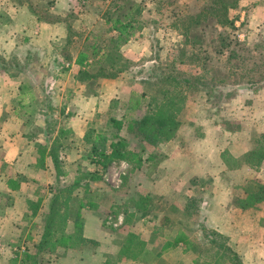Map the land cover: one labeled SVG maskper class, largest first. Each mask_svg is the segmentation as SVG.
<instances>
[{
    "label": "rangeland",
    "instance_id": "374dc122",
    "mask_svg": "<svg viewBox=\"0 0 264 264\" xmlns=\"http://www.w3.org/2000/svg\"><path fill=\"white\" fill-rule=\"evenodd\" d=\"M234 1L236 6L228 10L234 26L226 27V30L229 38L240 44L235 47L240 59L234 58L226 63L228 50L218 56L211 46H205L203 50L209 54L211 69H207V75H204L202 67L206 63L198 59L202 54L186 55L183 62L179 61L181 50L186 46L182 43L177 18L206 11L217 6V0H69L70 7L66 12H58L54 0H0V22L12 21L14 12L21 5H29L40 19L61 21L67 41L66 44L58 40L54 44L40 43L31 45V48L10 47L6 51L0 48V88L11 96L7 98L9 104L0 109V122L15 110L18 131L26 137V141L20 144V150L25 154L20 153L12 163L5 162L0 155V264H147L148 261L155 262L154 257L160 264H192L204 255L209 260L211 254L205 251L203 234L204 230L214 229L208 227L204 217L210 211L206 202H209V193L214 186L222 187L227 193L230 212L235 213H232L231 227L236 233L231 242L242 240L247 231V234H253L252 242L259 241L264 247V200L257 208L242 211L244 217L236 215L240 208L235 202L237 197L244 196L248 182L253 191H256L257 184L264 186V155L261 159L255 156L251 160L253 163L243 158L254 147L256 136L264 134V16L251 11L255 2L264 8V1ZM132 4L137 5L132 11L135 28L127 41L117 45L114 42L116 33L110 28L111 19L125 14ZM215 18L207 17L201 22L212 23ZM215 27L216 32L222 29L219 25L203 27L205 44L218 36ZM22 36L29 37L27 32ZM92 43L97 50L92 54L96 58L93 67L90 66V73H97L99 66L106 67L102 60L97 61V57L101 52H108L115 58L111 71L120 68L117 75L134 88L128 102L119 111L114 102L108 114H97L87 124L86 131H101L108 137L116 134L126 142L130 159L115 160L106 167L90 162L88 139L73 140L79 152L77 155L67 153L72 132L65 122L66 113H60L59 107L53 106L62 99L56 85H71L70 73L75 72V69L68 72V62L59 65L55 53L66 56L80 49L92 52ZM230 48H234L232 44L227 49ZM194 50L197 49L186 48L187 52ZM216 70L228 75L226 84L216 86L204 79V76L211 77ZM169 73L201 78L213 92L206 94L201 85L189 90L186 99L177 105L179 126L175 135L148 145L141 141L132 125L138 117L152 110L148 106L149 98L161 87L160 77ZM87 84L86 90L93 89L90 80ZM221 92L223 95L217 97ZM137 100L139 104L133 106ZM124 109V125L116 130L111 119L122 114ZM41 133L57 134V141L53 144L57 154L56 176L54 178L52 173L42 176L47 182L35 180L39 171L43 173L45 156L42 151L45 150L34 139L30 141V137ZM199 139L201 146H194L195 140ZM197 149L202 151L198 158L203 159L199 175L180 181L183 172L176 169L175 164H169L166 157L176 152L190 161ZM150 154L153 157L148 159ZM210 159L216 162L211 163ZM255 162L260 164L254 165ZM6 180L22 182L23 186L13 187L11 192L4 187ZM55 185L63 188L56 207L60 214L68 217L67 220L74 217L75 210H79L85 220L91 214L98 218V225L106 231L109 240L107 248L102 251L105 254L103 261L96 240L83 243V247H69L62 242L53 252L48 251V247L36 251L34 246L45 226ZM39 196L42 202L37 214L29 218V202L32 201H26H35ZM89 201L93 202L91 206ZM211 213L216 214L212 210ZM165 217L170 221L165 222ZM54 221L59 231L68 233L73 229L63 218ZM224 222L228 226V220ZM178 228L187 231L192 248L187 252L181 248H169L162 253H167L166 257H159L168 236ZM128 234L137 235L144 242L143 247L148 253L141 261L129 259L130 250L121 253L130 239ZM225 237L231 245L229 237ZM57 257L60 260L53 262ZM263 259L261 257L256 264H261ZM221 264L236 263L224 258Z\"/></svg>",
    "mask_w": 264,
    "mask_h": 264
},
{
    "label": "trees",
    "instance_id": "16d2710c",
    "mask_svg": "<svg viewBox=\"0 0 264 264\" xmlns=\"http://www.w3.org/2000/svg\"><path fill=\"white\" fill-rule=\"evenodd\" d=\"M217 1V6H213L206 11H202L196 14H185L177 18L178 22H180V34L183 37L182 43L186 46V48L190 47L192 50L195 48L197 49L192 52H187L186 48H182L179 61L183 62L186 58V55H193V53H195L196 55L202 54L203 56L198 57V59L201 60L202 63H206V66L202 67V72L204 73V75H207V69H211L209 68L208 64L210 60L209 54L207 51L203 50L205 46H211L218 54V56H220L221 54L223 55V53H225L224 50H228L229 52L225 57L226 63H230L234 58L240 59L235 48L240 44L237 40H232L231 38H229L226 30V27L233 28L234 26L233 21L228 16V10L230 8H234L236 6V2L234 0H232L230 3L229 0ZM136 7V4H132L131 9L128 10L125 14H122L121 16H114L111 19L112 22L110 28L116 33L114 42L117 45L124 43L128 40V37L132 35V30L135 28V18L132 14V11L136 10ZM212 16H216L215 22H201L207 17ZM208 25L211 27L219 25V27L222 29L216 32L217 30L215 27L214 32L216 34L218 33V36L212 37L210 42L208 44H205L203 42L205 35L203 27L205 29ZM231 44L234 48L227 49ZM91 48L92 55L96 52L97 49L95 45H93ZM95 58V55L90 58L85 52H79L77 58L75 59V62L79 66L83 67V70L80 71L79 74L81 79L85 80L96 77L111 78L115 77L117 73L120 72V68L115 70L114 72L111 71L115 66V58L113 56H110L108 52H101V54L97 57V61H99V59L102 60L106 64V67L108 65V69H106V67L103 68V66H99L98 72L91 74L90 72H88L87 67L90 66V63H93V60L95 61ZM235 74L237 75L238 73ZM228 78V75L221 74L220 70H216L211 77L207 76L205 78L204 76V79L206 81L208 79L211 84L216 86L226 84ZM160 82L164 85L162 86L161 84V87L156 89L155 93L152 94V96L149 98L150 103L148 106L151 107L152 110L138 117L132 125L133 130L137 132L139 138H141V141L146 142L148 145H152L154 142H158L161 140H168L175 135L176 130L179 126L177 105L179 104V102L186 99V95L189 90L196 88V85H201L206 94H212L213 92L212 88H209L205 82H202L201 78L195 76H186L183 73H179V75L169 73L167 75L161 76ZM243 83H247V81H244ZM158 95H161L162 98H160ZM221 95H223L222 92L219 93L217 97ZM138 104L139 100L134 102L133 106H136ZM111 121L116 130L121 129L124 125V121L122 120L111 119ZM84 139H88V142L90 143L89 159L90 162L95 165L106 167L112 161L130 159V152L125 148V140L122 137L117 136L116 134L108 137L101 131L88 129L85 133ZM255 141L256 143L254 147L248 150L245 154L243 153L244 155L242 154L245 161L249 163H253L251 162V160L255 156H258L261 159V157L264 155V146L262 145V143L264 144V134L257 135ZM151 155L152 154L148 156V159L153 157V155ZM50 157L53 161L54 167H57V154L54 147L51 148ZM230 157L233 159L235 158L233 156ZM235 159H237V157ZM259 164L260 163L258 162L254 163V165ZM248 186L249 187H246V189L244 187V196H240L235 199L236 206H238V208H240V210H242L243 212H247L250 209L257 208L259 203L264 200L263 184H257L256 191L251 190L250 182H248ZM65 189L67 190V188ZM62 190L63 188H61L60 186H54L53 192L55 194H52L51 200L49 201L50 209L48 211L46 223L41 232L40 239L35 246L36 251H42L43 249H46L48 247V251L53 252L55 251L56 247L62 242L66 243V245H68L69 247H83V243H90L93 240L85 237V235L83 234L84 219L78 212L79 210H75L74 217L69 220H67L68 217L66 215L64 216V214H60V211H58V206L56 207V205H59V199H61L59 198V195L62 194ZM41 202L42 198L40 196L35 201L29 202L31 216L36 214ZM92 203L93 202L89 201L88 205L91 206ZM56 218H63L66 224H71L73 226L72 231H69L67 233L63 232L62 230L59 231L58 229H56L54 225V220ZM164 220L165 222H167L170 221V218L168 219L167 217H165ZM128 235H130V239H128V242L125 245L124 249H121V253L123 254L126 253L127 250H130L131 256H126L132 261H141L140 259L144 258V256H146L148 253V251L144 248V242L139 240L137 235ZM203 238L206 243L205 251L208 253L210 252L211 256L209 260L207 259L206 255L200 256L197 260L192 262V264H221L224 258L233 259L236 264H241V261L239 260L235 250L230 245H228L225 235L215 230H204ZM222 239L223 241H221ZM179 243H182L186 249H189L191 247V240L182 228H178L172 236H168L166 242L163 244L161 250L159 251V257L164 251L168 250L169 248H174ZM152 260L155 262L148 261L146 263L160 264V262L156 261V257H154ZM219 261H221V263Z\"/></svg>",
    "mask_w": 264,
    "mask_h": 264
},
{
    "label": "crops",
    "instance_id": "0c3cea01",
    "mask_svg": "<svg viewBox=\"0 0 264 264\" xmlns=\"http://www.w3.org/2000/svg\"><path fill=\"white\" fill-rule=\"evenodd\" d=\"M264 1V0H263ZM69 0H54V6L56 7L58 12H66L68 10V7H70ZM257 2H255V5L251 7V11L256 12L258 15L263 14L264 16V8L261 7V5H256ZM261 4V2L259 3ZM29 5H21L17 12H14V17H12V21L8 22H0V48L4 49L5 51L9 49L10 47H28L31 48V45H37L40 43H56L58 40L59 42L62 41L64 44L67 43L65 40V36L63 34L65 28L62 26L61 21H51L46 22L42 19H40L38 16L34 15V11H31L29 8ZM251 20V19H250ZM255 22V20H251ZM257 22V21H256ZM27 32V35L29 37L22 36ZM31 32V33H30ZM58 32V33H57ZM115 33V31H113ZM22 33V34H20ZM34 33L36 35H34ZM95 45V43H92L90 46V49L92 50V46ZM96 47V45H95ZM75 54H67L62 55L60 52L55 53V57L59 59L58 64L61 65L64 62L69 63V71L75 69V72L70 73L72 84L71 85H65L62 86L60 83H58L56 86L58 88V94L60 95L59 103H54V107H59L58 110L60 113H66L65 122L68 124L67 127H69L70 132H72V138H70L71 142L68 145L66 149H68V154H74L77 155L79 152V149L74 144L73 140L78 142L79 140H83L85 133H86V127L90 119L97 114H108V111H110V107H112V103L116 104L117 111L120 110L121 107H124L126 103L129 100L130 94L134 90L132 86H129L128 84L124 83V79L121 76H115L111 78L106 77H96L91 79H81L79 74L80 71L83 70L82 66H79L76 64L75 59L77 58L79 52H85L88 57L92 58L91 52L80 49L76 50ZM63 59H66L65 61H62ZM93 64L90 63V66L93 67ZM90 66L87 67L88 72H90ZM56 77V76H55ZM90 80V85L92 83V88L90 91L86 90L87 87V81ZM92 81V82H91ZM61 85V86H60ZM6 86V85H3ZM7 87V86H6ZM0 88V109L9 104V100L7 98H10V95L6 94V91L1 90ZM137 88L135 87V90ZM5 92V93H4ZM62 103H64L62 105ZM62 105V106H60ZM14 112H16L14 110ZM13 112V113H14ZM11 113L2 121L0 122V141L2 144V147H0V155H2V159L7 163H12L16 157L21 153L25 154V151L20 150V144L26 141V137L23 136L22 132L18 131V127L16 124V120L14 117V114ZM119 116H115V119L117 120H123L122 118L125 116V109L122 114H116ZM180 133V132H178ZM57 134H53L51 136L47 133L44 134H38V136L30 137L31 139H34V142L37 144H41L43 149L42 151L43 156H45L44 160V167H43V173L38 172V176L35 177V180L40 181H48L47 179H42V176L46 174H51L55 178V170L54 165L50 157V151L53 147V144L57 141ZM60 140V137H58ZM196 143L194 146H201L200 142L201 139L195 140ZM203 143V142H202ZM33 150H31L30 153H32ZM199 149L195 151V156L192 155V159L190 161H186L185 158L180 153H174L173 156H170L171 154H168L169 157H166V161H169V164H175L179 171H182V179L180 181H187L189 178H192L194 176H198L200 173V168L203 163V159H199L198 155L201 153ZM35 154H38L35 152ZM40 154V153H39ZM204 158H206V153L203 152ZM43 161V160H42ZM211 163L216 162L215 159L208 160ZM168 164V163H167ZM168 164V165H169ZM196 164V165H194ZM0 180V184H1ZM54 182V179L52 183ZM4 187L8 188L11 192H13L11 189L13 187H21L23 186L22 182H13L11 180L4 181ZM39 185V184H38ZM209 206L207 207L208 211L205 214L204 219L206 220V224H208V227L216 230L217 232H220L227 237H229L230 244L232 245L233 249L239 253L240 259L242 264H256L259 260H261V257L264 258L263 252L264 247L263 244H259L258 242H252L253 234L245 232L244 238L242 240H236L234 241V244L231 242L232 235L236 232H232L231 227V219L232 216L235 214L234 212H230V206H229V200L227 193L223 191L222 187H216L214 186L211 192L209 193ZM37 199V198H36ZM16 200V199H15ZM26 198H24V201ZM34 201L31 199H28L26 202ZM18 202V201H17ZM25 202V203H26ZM14 204V203H13ZM12 204V205H13ZM211 210L216 212V214H212ZM233 213V215H232ZM37 214V212H36ZM35 214V215H36ZM29 218L34 217L35 215L31 216V210L29 211ZM236 215L243 216L242 210L238 209L236 210ZM244 217V216H243ZM225 220H228V226L224 222ZM98 218L96 215L91 214L90 218L84 219L83 224V234L85 237L96 240L99 242V250L100 251L99 256L101 257L100 260L103 261V258L105 256L104 252L105 248H107V245L109 243L108 240V234L105 230L100 228L98 225ZM2 229L0 228V232ZM185 233L188 235L187 231L184 229ZM41 235V234H40ZM189 239L190 236L188 235ZM40 239V237H39ZM38 239V241H39ZM37 241V242H38ZM36 242V244H37ZM35 244V246H36ZM230 245V246H231ZM34 246V247H35ZM36 248V247H35ZM181 248V251L187 252L189 251L192 246L189 249H186L185 246L182 243L177 244L174 249ZM31 249L25 251H30ZM167 254V253H166ZM166 254H162L161 257H166ZM96 256V255H95ZM60 259L54 258L53 262H57ZM264 260V259H263ZM100 263V262H99ZM135 263V262H134ZM133 263V264H134ZM261 264H264V261L261 262Z\"/></svg>",
    "mask_w": 264,
    "mask_h": 264
}]
</instances>
